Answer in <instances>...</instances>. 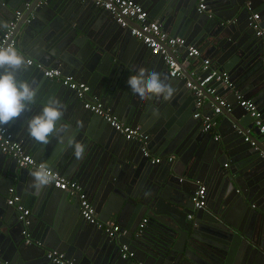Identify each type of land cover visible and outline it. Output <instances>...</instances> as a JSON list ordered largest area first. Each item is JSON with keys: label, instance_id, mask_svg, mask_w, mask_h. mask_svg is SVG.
Returning <instances> with one entry per match:
<instances>
[{"label": "water", "instance_id": "obj_1", "mask_svg": "<svg viewBox=\"0 0 264 264\" xmlns=\"http://www.w3.org/2000/svg\"><path fill=\"white\" fill-rule=\"evenodd\" d=\"M134 1L149 10L150 20H157L164 31L184 37L188 45L201 47L212 60L211 69L235 76V87L243 88L264 117V83L253 78L264 70V40L254 38L256 30L251 19L257 11H264V0L255 7L258 0H249L252 6L247 5L248 0H205L206 9L197 13L199 0H190L181 7L182 0ZM27 3H31L29 9ZM22 4H25L21 10L23 16L13 36L19 54L27 61L32 59L45 67L58 68L78 81H86L120 120L132 126L140 125L143 132L153 134L151 140L158 147V155H176L186 165L183 174H188L189 183L196 187L207 183L209 203L205 208H195L190 195L195 192L190 193V186L184 184L176 186L182 170L173 167L172 162L171 166L159 169L153 168L154 165L143 166L132 180L116 181L117 165L122 164V159L133 160L141 144L127 141L102 117L83 112L84 101L74 92L77 98L60 82L49 80L41 70L28 66L15 75L35 89V103L19 118L0 127L13 132L16 140L38 161L77 181L87 192L99 220L115 218L128 233L110 237L83 219L76 198L69 200L68 192L51 184L37 192L32 187L34 170L17 168L16 160L4 154L0 147V264H52L46 258L50 249L64 252L76 264H264L263 143L250 113L239 105L232 112L224 111L221 127L232 140H215L212 131H203L201 119H192L196 97L194 101L184 98L181 90L177 91V78L165 80L164 73L169 67L162 56L152 54V49L116 24L113 16L102 8L98 9L101 26L97 22L86 32L78 23L61 25L66 11L73 14L76 5L81 7L74 0H0V40ZM236 11L245 13V17L239 15L238 24L232 23ZM130 22L131 26L135 25ZM59 28L63 34L55 33ZM168 51L173 53L170 47ZM182 54L180 58L172 56L181 66L184 82L199 85L209 71L195 72L185 66L188 52ZM139 68L149 74L159 73L175 89L173 98L142 100L134 94L127 80ZM210 87L211 84L203 88L206 96H211L207 92ZM92 94L90 91L89 95ZM53 98L63 106L57 128L65 131L54 133L48 144H42L28 134V122ZM162 108L165 111L173 108L166 122H158ZM70 137L84 145L83 158H76L74 149L68 146ZM229 161L233 168L225 171L222 166ZM241 162L249 168H242ZM10 186L16 187L22 202L25 200L33 210L29 231L40 247L25 243L24 225L18 212L6 206V190ZM218 190L220 196L216 198ZM237 190L244 198V206L237 207L236 218V208L233 210L231 203L235 202L233 192ZM170 191L175 197H168ZM213 199L218 209L210 203ZM248 204L255 206L251 213L256 211V214L255 219L250 218L247 231L243 225L249 218ZM189 215H193V221H188ZM146 218L147 226L140 229ZM123 244L136 252L134 260L122 257Z\"/></svg>", "mask_w": 264, "mask_h": 264}, {"label": "built area", "instance_id": "obj_2", "mask_svg": "<svg viewBox=\"0 0 264 264\" xmlns=\"http://www.w3.org/2000/svg\"><path fill=\"white\" fill-rule=\"evenodd\" d=\"M45 1V0H42ZM98 8H102L108 11L116 23L120 27L128 29L130 34L142 41L148 48L152 49V54L162 56L165 63L169 67V76L172 78H179L183 76L181 66L173 58L172 54H177L180 52H188V57L190 59H196L201 56V51L198 47L194 45H188L186 40L183 38H175L166 33L161 24L157 21L150 20L149 11L144 8L143 5L135 2L134 0H87ZM31 7V3L26 4V9ZM206 9L205 0H200L198 10L200 12ZM23 11H17L15 19L12 20L7 26L5 36L0 40V47H13L16 48L17 41L13 39L15 29L17 27L18 21L22 18ZM252 25L256 29L257 35L264 40V31L259 25L260 16L254 15L252 18ZM135 23L131 26V22ZM168 47L172 50V54L169 53ZM29 66L36 67L41 70L44 77L49 80H56L60 82L64 87L68 88L76 94V96L84 101V109L95 115L102 117L116 132L124 135L125 139L130 142L140 143L142 146L143 155L146 158H151L152 154L148 149L149 145V135L142 131L139 126L129 125L122 120H120L111 109L107 108L104 103L98 98L89 99L88 95L90 92V87L81 81H78L71 75L65 74L58 68L45 67L41 63H36L34 60L30 59ZM204 71H209L208 76L200 82L199 85H195L192 82H188L187 85L190 90L193 91L196 97L195 101V114L194 118L203 119L204 130L206 132H211L216 126L215 116L221 115L224 111L232 112L234 110V105L228 102L225 98H216L217 104L213 107V113L211 115H203V107L205 105L206 94L203 88L207 87L212 82L216 81L221 83L225 89H231L237 93V103L239 106L244 108L250 113L251 117L254 119V126L259 130V134L262 139L263 151L261 152V157L264 159V117L259 111L255 102L251 99L245 98L236 90L235 84L232 81L230 75L227 72L213 70L211 69V61L204 60L203 62ZM210 95H217V89L210 87L207 89ZM219 137H216L218 139ZM249 141V138H246ZM252 145L259 150L255 142ZM0 147L4 154L13 157L19 168L22 169H32L35 170L41 162L36 160L31 153H28L24 146L14 139L13 134L7 128L0 127ZM174 157H170L169 161H173ZM154 164H160L162 158H154L151 160ZM228 167V165H226ZM55 179L50 183L55 188L68 192L72 196L76 197L80 206V213L84 220L88 223L96 226L98 229L106 232L110 237L115 238L118 236H125L128 231L124 230L123 227L115 221H101L98 219L96 209L93 206L87 192L82 188V186L73 180L68 179L60 172L49 168ZM192 201L196 209H202L207 206V187L201 185L195 191ZM8 206L14 207L19 214V220L24 225V230L22 232L25 236V243L27 245L36 244L41 246L39 242H35L29 231L31 225L30 215L31 210L26 208L22 202L21 196L18 195L15 189L11 188L9 197L7 199ZM148 224V219H144L140 225V229H144ZM121 254L124 259L134 260L136 258V252L131 249L128 244H123L121 247ZM46 258L52 264H76L73 260L68 259L66 254L57 249H50L46 253ZM139 264V263H134Z\"/></svg>", "mask_w": 264, "mask_h": 264}, {"label": "crops", "instance_id": "obj_3", "mask_svg": "<svg viewBox=\"0 0 264 264\" xmlns=\"http://www.w3.org/2000/svg\"><path fill=\"white\" fill-rule=\"evenodd\" d=\"M77 4H79L81 7H79V6H77L76 5V7L74 8V11H73V14H71V13H69L68 11H66V18L64 19V20H62V22H61V25H62V27H65L66 25H69L70 23H78L80 26H82V28H80V29H85V31L86 32H88L90 29H92V27H95L96 26V24H97V22H98V27H100L101 26V24H102V22H100L99 23V20H98V16H99V13H98V7H96L95 5H93L94 3H91V2H89V1H86V0H74ZM172 2H179L178 0H171ZM190 0H182V4L180 3V7H181V5H183V4H186V2L188 3ZM235 1V0H234ZM262 0H258V2H256V4L254 3V5L248 0V2H247V5L249 6V5H253L254 7L255 6H259V4L261 5L262 4ZM199 3H200V0H199ZM140 4V3H139ZM142 5V4H141ZM25 7V4H22V5H20V7L18 8V10L19 11H21V10H23V8ZM198 8H199V4H198V6L196 7V10H195V12L197 13L198 12ZM184 9H186V8H184ZM258 9L260 10L261 8H259L258 7ZM17 10V11H18ZM187 10H188V7H187ZM149 11V10H148ZM237 12V11H236ZM240 12H237L235 15V18H234V22H232V23H234V24H238V19L240 20V18H239V15H242V16H244L245 17V13L244 14H239ZM150 14V13H149ZM255 15H259L260 16V20H259V25H260V27L262 28V30L264 31V11H262V10H260V11H257L256 13H255ZM254 16V15H253ZM252 16V17H253ZM186 15H184V17H182V20L183 21H185L186 20ZM33 19H35V16H33ZM155 21H157V20H155ZM117 24V23H116ZM80 29L79 30H77L76 32H80ZM256 30V29H255ZM166 33H168L170 36H172V37H175V38H183V39H185L184 37H182V36H173L169 31H165ZM55 33H60V34H63V30L61 29V28H59ZM255 36L260 40V41H263V39L262 38H260L258 35H257V33L256 34H254V38H255ZM243 37V36H242ZM264 42V41H263ZM262 44H264V43H262ZM194 46H196V47H198L199 49H200V51H201V56L199 57V58H196V59H190V58H188V59H186V61H185V63H184V65L185 66H189V67H191L193 70H195V72H200V73H202V72H204V68H203V62H204V60H210V61H212L211 60V58L210 57H208V56H206L205 55V53H203V51H202V48L201 47H199V46H197L196 44L194 45ZM264 46V45H263ZM182 53H184V52H180V53H177V54H175L176 56H177V58H180L183 54ZM164 62V61H163ZM212 63V62H211ZM194 64H197V66L196 67H194L193 65ZM213 70H218V69H216V68H212ZM229 74V73H228ZM230 75V77H231V79H232V81L234 82V79H235V76H233L232 74H229ZM164 78H165V80L166 81H168V80H170V76H169V70H168V72H166L165 71V73H164ZM163 78V79H164ZM254 78V80H255V82H257V83H261V82H263L264 83V70H261L260 72H258V73H256L255 74V76L253 77ZM185 81V76H184V74H183V76L182 77H179V78H177L176 79V88H178L177 89V91L178 90H181V94H184L183 96H184V98H187L189 101H194L195 100V97H194V95H193V93L191 92L190 93V88L188 87V85H187V83L188 82H190V81H187V83H185L184 82ZM81 82H84V83H86L87 84V82L86 81H81ZM193 83V82H192ZM88 86H89V84H87ZM98 85H100V82L98 83ZM90 87V91H92L93 92V94H92V96H90V95H88V98L89 99H93V98H98L99 99V97L95 94V89L93 90V88H91V86H89ZM211 87L212 88H215V89H217V95H211V96H209V95H207V97H206V100H205V105H204V107H203V110H202V112H203V115H205V116H207V115H211L212 113H213V107H214V105H215V103H216V100H215V98H219V97H223V98H225L228 102H230V103H232L233 105H234V109L238 106V103H237V100H238V96H237V93H236V91H233V90H231V89H225L222 85H221V83H218V82H216V81H214V82H212L211 83ZM236 90H238L239 92H240V94L241 95H243L245 98H247V99H251L252 100V98H250L249 96H247V95H245L244 94V92H243V88H241V87H238V88H236ZM67 91L69 92V93H71V94H73L74 95V93L71 91V90H69V89H67ZM183 91V92H182ZM97 92V91H96ZM75 96V95H74ZM186 96H188V97H186ZM215 97V98H213V97ZM76 97V96H75ZM77 98V97H76ZM99 100H101V99H99ZM103 103H104V105L107 107V108H109L108 107V102H106V100H101ZM254 101V100H253ZM255 102V101H254ZM80 103V102H79ZM81 104V103H80ZM160 103L158 102V104L157 105H159ZM256 104V103H255ZM194 105H195V103H194ZM156 107H154V109H155ZM110 109V108H109ZM81 110H83V112H87L85 109H84V106H83V104L81 105ZM112 111V110H111ZM194 111H195V106H194V108H193V110H192V112L194 113ZM173 114V108H171V109H168L167 111H165V110H163V108H162V110H161V112H159L158 113V122H166L167 121V118H169L171 115ZM194 117V115L192 116V119L193 120H197L196 118H193ZM201 122H202V125H203V131L204 132H206L205 130H204V123H203V119L201 118ZM223 120H224V116L221 114V115H217V116H215V122H216V126H215V128H214V130L212 131L213 132V134H214V137H215V140H217L216 139V137H219L220 139H226L227 140V142H229V141H231L232 140V137L230 136V135H228V133L226 132V130L225 129H223L221 126H222V122H223ZM200 122V123H201ZM138 126H140V125H138ZM140 127H142V126H140ZM221 127V130H219V128ZM142 129H143V127H142ZM10 131V130H9ZM11 132V131H10ZM12 134H13V132H11ZM114 133H115V131H114ZM147 134H149V145H148V149H149V151L151 152V154H152V157L150 158V161H147L146 159H144V157H143V153L141 152V149H142V146H141V149H136V150H138V152L136 151L135 152V154H134V157L135 158H133V160H132V158L130 159V161H128V160H125V159H122V164L121 165H117L118 167L116 168V172H115V179H116V181H118V182H128L129 180H132V178L134 177V175L137 173V172H139L138 170H140V168L142 169L143 168V166H148V168H152L153 167V165H154V167L153 168H156V169H159V168H161V167H168V166H171V164L173 163V167H175V168H178V169H180V170H182V175H180V176H178V180H177V183H176V186L177 187H181L182 186V184H184V185H186V186H190V193H194L195 192V190L198 188V186L196 187V186H194L192 183H189V180H188V177H187V175L188 174H183L184 172H185V168H186V165L185 164H183V162L181 161V160H178V158L176 157V155L174 156V160L173 161H169V158L170 157H172V155L171 154H169V155H166V156H161V155H158V147H155L154 146V143L152 142V137H153V134L151 133V132H149V133H147ZM13 136H14V139H16L15 138V135L13 134ZM17 141V140H16ZM140 150V151H139ZM29 153V152H28ZM32 156H34V154H31ZM156 157H158V158H162V162L160 163V164H157V165H155L154 163L152 164V162H151V160L152 159H154V158H156ZM9 158V162H13V158H11V157H8ZM136 158H138V159H136ZM146 158V157H145ZM37 160V159H36ZM136 161V163H134ZM39 162H41V161H39ZM172 162V163H171ZM41 163H45L44 161H42ZM240 164V166L242 167V168H246V169H248L249 168V166L247 165V163H245V162H241V163H239ZM226 165H228V167H226ZM15 166H17V168H19L18 167V165H17V162H15ZM156 166V167H155ZM177 166V167H176ZM248 166V167H247ZM49 167V166H48ZM222 167H224L223 169L225 170V171H227V170H229L230 169V167H232L231 166V164H230V161H229V163L228 164H225L224 166H222ZM49 168H51V167H49ZM233 168V167H232ZM51 169H53V168H51ZM54 170V169H53ZM263 170H264V167H263ZM59 172V171H58ZM65 176V175H64ZM146 179H147V176L145 177V179H144V182L146 181ZM77 182V181H76ZM141 184H143L144 185V183H141ZM146 184V183H145ZM196 185H198V184H196ZM201 185H204V186H206L207 187V198H208V202H207V204L209 203V186H208V184L207 183H203V184H201ZM192 187V188H191ZM11 188H13V189H15V191H16V193L18 194V192H17V189H16V187L15 186H10V187H8L7 188V190H6V192H7V196L9 197V193H10V189ZM194 191V192H193ZM18 195H20V194H18ZM169 195L170 196H172L173 195V192L172 191H170L169 192V194H168V197H169ZM191 195V199H192V195L193 194H190ZM216 195V198L218 197V196H220V194H219V190L217 191V193L215 194ZM233 195L236 197V199H235V202H232L231 203V206H232V208H233V210L235 209V217H236V215L238 214L237 213V207H240L241 205H243L244 206V198H243V196L240 194V192H239V190H237V191H234L233 192ZM8 197H7V199H8ZM172 197H175V195L174 196H172ZM69 200H74L76 197H74V196H72L71 194H69ZM23 202H24V205L26 206V208H28V209H30L31 210V212H33V210H32V208L29 206V204H27V202H25V200H23ZM263 202H264V199H263ZM261 203V205L262 206H264V203ZM210 203H212V206H213V208H215V209H218L219 207L217 206V201L215 200V199H213L212 201L210 200ZM261 205H260V207H261ZM6 206H8V204H7V201H6ZM247 207V206H246ZM248 207H249V209H250V213H249V218L244 222V225H243V227H245V230H249L248 228H249V226L251 225V222H250V218H252V219H255V217H254V214H256V211H255V213L252 215V213L254 212V211H252V210H255L254 208H255V206H252V204H248ZM232 210V211H233ZM251 211H252V213H251ZM78 214H79V212H78ZM80 215V214H79ZM238 216V215H237ZM237 218V217H236ZM31 221V223L33 222L32 220H30ZM112 221H115V222H117V220L115 219V218H113L112 219ZM188 221H193V215H189L188 216ZM118 223V222H117ZM119 224V223H118ZM121 225V224H120ZM69 259H71V260H73L72 258H69ZM74 261V260H73ZM75 262V261H74ZM135 263H138V262H135Z\"/></svg>", "mask_w": 264, "mask_h": 264}, {"label": "clouds", "instance_id": "obj_4", "mask_svg": "<svg viewBox=\"0 0 264 264\" xmlns=\"http://www.w3.org/2000/svg\"><path fill=\"white\" fill-rule=\"evenodd\" d=\"M29 64L30 61H27L15 48L0 47V126L19 118L23 112L29 110L30 105L35 103V89L29 82L17 79L15 75L22 69L26 70ZM127 84L142 100L156 97L170 101L175 92L171 84L166 83L159 73L153 71L149 74L144 68H139L135 75H131ZM62 107L57 99H50L41 113L29 120L30 137L39 143L48 144L51 135L65 131L63 128H57V122L63 116ZM67 144L74 149L76 158H83L85 154L83 144L71 137ZM31 176L33 177L32 187L37 192L55 179L46 163H41L31 172Z\"/></svg>", "mask_w": 264, "mask_h": 264}]
</instances>
